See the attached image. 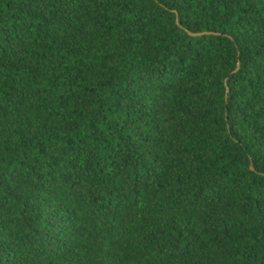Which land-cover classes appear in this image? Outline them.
Segmentation results:
<instances>
[{
    "label": "trees",
    "instance_id": "16d2710c",
    "mask_svg": "<svg viewBox=\"0 0 264 264\" xmlns=\"http://www.w3.org/2000/svg\"><path fill=\"white\" fill-rule=\"evenodd\" d=\"M0 264H264V0H0Z\"/></svg>",
    "mask_w": 264,
    "mask_h": 264
},
{
    "label": "water",
    "instance_id": "95a60500",
    "mask_svg": "<svg viewBox=\"0 0 264 264\" xmlns=\"http://www.w3.org/2000/svg\"><path fill=\"white\" fill-rule=\"evenodd\" d=\"M191 35H197V34H199V33H190ZM237 66H238V64H236V67H235V69L237 68Z\"/></svg>",
    "mask_w": 264,
    "mask_h": 264
}]
</instances>
